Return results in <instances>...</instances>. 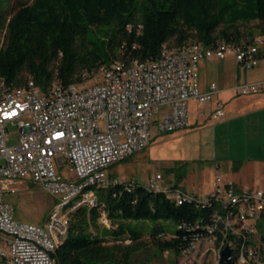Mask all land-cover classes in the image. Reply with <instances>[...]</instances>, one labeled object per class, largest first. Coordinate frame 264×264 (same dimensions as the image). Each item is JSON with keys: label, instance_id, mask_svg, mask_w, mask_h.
I'll list each match as a JSON object with an SVG mask.
<instances>
[{"label": "built area", "instance_id": "obj_1", "mask_svg": "<svg viewBox=\"0 0 264 264\" xmlns=\"http://www.w3.org/2000/svg\"><path fill=\"white\" fill-rule=\"evenodd\" d=\"M227 54L234 56L241 71L252 69L260 55L264 57V36L240 44L219 41L213 47L197 41L179 46L165 42L155 57L103 62L81 70L73 82L55 80L46 89L32 77L14 85L0 76V242L8 246L7 250L0 245V264H55L51 252L64 241L72 213L97 206L94 188L133 184L134 180L110 178L108 167L149 143L156 112L160 117L154 124L160 131L187 126L188 100L205 102L218 91L215 82L204 91L198 88V62L223 59ZM233 90L241 95L259 92L264 90V79L241 80ZM223 113V102L215 99L212 117ZM8 125L15 127L14 136L7 134ZM62 167L76 178L64 176ZM15 180H28L56 196L44 225L14 218L12 205L3 198V183ZM142 184L177 204L214 203L205 223L177 225L193 231L180 253L190 252L199 240L216 239L220 231L223 237L237 233L241 239L238 256L243 262L259 257L247 242L255 231L250 220L258 219L264 210V190L236 189L231 181L215 176L212 191L197 195L162 184L160 173ZM98 220L110 227L104 213ZM223 245L224 240L210 264H218Z\"/></svg>", "mask_w": 264, "mask_h": 264}, {"label": "trees", "instance_id": "obj_2", "mask_svg": "<svg viewBox=\"0 0 264 264\" xmlns=\"http://www.w3.org/2000/svg\"><path fill=\"white\" fill-rule=\"evenodd\" d=\"M257 35L264 36V0H0V76L14 85L32 77L46 89L55 80L73 82L81 70L103 62L155 57L165 42L213 47L219 41L248 43ZM94 190L97 206L72 213L64 241L51 252L55 264H127L141 243L142 229L132 224L137 220L154 222L149 233L157 251L179 254L193 231L177 225L203 224L215 209L214 203L177 204L136 180ZM102 213L110 227L98 231ZM164 219L176 229L166 232ZM106 235L130 242L105 244ZM222 240L237 243L234 264L241 239L217 232L216 243Z\"/></svg>", "mask_w": 264, "mask_h": 264}, {"label": "rangeland", "instance_id": "obj_3", "mask_svg": "<svg viewBox=\"0 0 264 264\" xmlns=\"http://www.w3.org/2000/svg\"><path fill=\"white\" fill-rule=\"evenodd\" d=\"M253 24L254 22H250L248 26ZM236 69V61L231 54L220 61L214 57L200 60L197 64L198 84L203 86L210 81H218L219 87H226V91L222 92L220 89L217 94L218 98L225 101L224 114L221 117H212L213 108L209 112L207 108V103L212 100L198 103L194 99H189L188 125L160 131L154 124V120L157 121L160 117V112H156L151 118L149 143L143 149L109 166L107 170L109 177L145 183L149 178H154L156 173H160L162 184L178 183L190 193L195 189L197 195H207L212 191L209 173L211 168L216 169L217 164L224 168L227 163L238 160L247 161L255 158L264 160V109L248 112V108L242 107L249 103L250 97L247 95L228 97L233 92L229 87L237 72ZM21 76L22 80L28 77L25 71ZM7 134L14 136L15 127L8 125ZM65 168L62 167L61 170L64 176L76 178L74 174H68ZM247 172L248 169L245 174L239 173L241 179L235 180L238 185L260 186V182L257 183L259 180L250 182ZM3 190V198L12 205L14 218L18 221L44 225L56 202V196L28 180L4 182ZM250 222L255 225L256 230L249 234L248 240L259 257L253 261L243 262L237 256L234 264H264L259 253L260 242H264L260 238L264 235V219ZM132 224L142 229L139 239L141 243L131 254L127 264H210L214 261L215 252L221 244V242L217 244L216 239L211 241L202 239L186 254L171 251L160 253L155 249L149 233L154 222L137 220ZM160 224L166 232L176 229L175 222L170 219L160 220ZM104 227L106 226L98 220V231ZM238 228L235 225L234 229L239 230ZM106 239L108 240L105 244L115 242L126 245L130 242L128 237L114 240L106 235ZM229 243L237 247V243ZM0 245L8 250L7 245L1 242Z\"/></svg>", "mask_w": 264, "mask_h": 264}, {"label": "crops", "instance_id": "obj_4", "mask_svg": "<svg viewBox=\"0 0 264 264\" xmlns=\"http://www.w3.org/2000/svg\"><path fill=\"white\" fill-rule=\"evenodd\" d=\"M227 55L223 59H225L227 57ZM214 59H216L218 61L221 60V59H218L215 57H214ZM203 60H205V59H203ZM263 62H264V57H261L258 64L254 68L244 70V71H241L236 64L237 72L234 74L233 80L230 81L231 86L229 87L233 92L231 94H229L228 97L231 98V97H233V95H236V96L240 95L241 96V94H238L233 90V86L237 82H239L241 80L253 81V80H258V79H264V73H263L264 63ZM198 78H199V72H198ZM210 82H215V81H210ZM210 82L208 84L203 85V86L198 84V88L201 91H204L207 89ZM215 83L217 85L218 91L214 95V97L212 99H210L212 101H209L207 103L208 112L211 111L212 108L214 110L215 99H220L217 96L220 89L222 92L226 91V87H219L218 81H216ZM230 83H229V85H230ZM246 95H247V97H250V98H248L249 103L244 105L242 108H245V107L248 108L247 109L248 112L264 109V90H261V91L256 92V93L246 94ZM220 100L223 102V111H224L225 101L222 99H220ZM246 169H248L247 173L249 174L248 179L250 180V182L252 183V182H256L257 180H259L257 183L260 182V186L253 187L252 184H250L247 187L238 185V183L235 180L241 179V176H239V175L241 173L245 174ZM217 170H218V173H217ZM210 171H211L209 173L210 188H211V182L215 176H220L224 180L231 181L236 189H242V188L263 189V187H264V160L263 159H256L255 158V159H250V160L247 159V161L238 160L237 162L234 161L232 163L231 162L227 163L226 167H224V168L221 166V164H217L216 169L214 170L213 168H211ZM221 171H223V173ZM174 184H176L177 186H180L182 189L187 191V189H185V187H182L180 184H178V183H174ZM174 184H172V185H174ZM193 191L196 192L195 189H193Z\"/></svg>", "mask_w": 264, "mask_h": 264}, {"label": "water", "instance_id": "obj_5", "mask_svg": "<svg viewBox=\"0 0 264 264\" xmlns=\"http://www.w3.org/2000/svg\"><path fill=\"white\" fill-rule=\"evenodd\" d=\"M234 247L229 243H224L219 252L218 264H233Z\"/></svg>", "mask_w": 264, "mask_h": 264}]
</instances>
